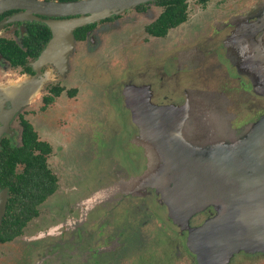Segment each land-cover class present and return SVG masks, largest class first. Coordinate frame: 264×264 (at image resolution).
I'll return each instance as SVG.
<instances>
[{"label": "flooded vegetation", "instance_id": "obj_1", "mask_svg": "<svg viewBox=\"0 0 264 264\" xmlns=\"http://www.w3.org/2000/svg\"><path fill=\"white\" fill-rule=\"evenodd\" d=\"M184 2L185 19L169 27L163 35H154L148 31L164 7L159 0H153L137 4L119 14L74 27L71 39L64 37L52 53L45 56L42 53L53 34L49 25L53 27L59 24L61 29L68 31L70 16L46 15L28 4L0 11V194L4 197L0 213V235L13 234L9 239L0 241V246L11 245L7 252L0 248V264H20L27 254L37 253L32 264H43L44 261H49L50 264H96L117 256L121 257L119 260H124L132 235L128 224L122 223L123 218L129 215V206L131 213L133 210L141 212L147 224L151 221L154 230L162 231L165 237H170L169 249L164 254L166 256L155 257H161L158 264H205L198 259L194 249L195 241L204 242L199 226L205 225L208 228L212 224H207L210 220L214 222V218L226 212V204L224 209L220 205L226 195L216 183L221 178L212 177L213 171H222L221 175L225 173L227 178H233L235 182H244L253 176L264 174V170H259L254 165L259 159L262 165L260 167H264V0ZM234 5L235 8L232 7ZM194 14L206 15L200 22L205 29V38L210 40L211 49L204 57L216 63L221 73L217 88L205 90L208 96L204 100H209L213 93L219 94L221 97H216L215 100L220 102L222 111L214 113L205 108L198 111V101H194V113L185 112L186 103L182 105L185 102V92L174 90L166 91L164 95L153 94L149 86L140 108L147 110L150 119L146 118L144 124L137 125L145 126L146 129H123V145L116 146L120 153L114 155L112 170L118 167V172L114 175L116 179L110 183L121 181L123 187L119 188V182L118 193L99 197L95 192H90L86 197H78L69 192L75 190L76 185L59 188L56 172L51 166L53 162L51 164L49 159L51 143L40 138L41 135L38 134H43L46 130L35 121L37 117H46V126H53V118L57 116L53 111L58 107V99H78L75 95L83 85L74 78L68 81L70 59L79 62L82 47L102 45L107 32L122 23H137L147 36L158 38L166 36L169 29L179 24L187 21L185 25H188V20ZM195 49L193 47L194 52H197ZM182 62L178 60L175 65L177 67L174 68L183 70L185 67H182ZM216 65L211 69H216ZM214 73L216 75L217 72ZM32 101L33 112H29L26 105ZM12 107L15 108L14 112H10ZM174 110L179 114L171 113ZM186 118L191 119L190 132H183L179 136L176 132L172 135L176 130L175 120L182 125ZM137 119L135 117L130 120L137 122ZM25 123L34 132L36 141L44 142L50 148L45 154L40 149H32L34 156L44 157L45 168L55 177V188L40 200L38 198L43 193V188H39L42 179L34 177L38 195L33 194L26 200L27 195H22L19 184L25 179L17 178L19 174H23L24 164L16 162L11 169L8 165L14 149L21 146ZM166 125L174 127L166 129ZM192 133L199 137L194 139ZM144 138L147 143L168 150L176 159L175 143L180 147L185 145L184 142L193 143L196 150L189 151L199 159L198 165L178 160L185 166H198L204 170L200 171L202 175H209L210 181L206 182L208 178L202 177L206 187L198 188L199 198H193L196 195L194 190L202 183L194 171L196 174L193 182L196 186L191 183L193 187L190 186L192 191L188 207L181 208L179 204L175 206V201L169 199L171 192L175 195L174 175L165 178L163 174L153 181L143 180V176L141 183L132 181L127 186L130 176H141L142 172L150 173L153 169L149 167L150 152L140 143ZM211 167L214 169L209 170ZM16 183L18 187L13 190L12 185ZM120 190L126 192L121 193L123 191ZM13 196L16 197L14 200L18 207L14 211H7ZM20 199L26 203L20 204ZM24 204L33 211L27 213V208H23ZM109 204L115 211L106 207ZM256 209L257 205L253 207L254 211H242L245 233L240 235L226 259L220 260V264H264V221L258 217L264 215V209H259V212ZM154 236L152 234L149 238L154 239ZM16 239L28 242V251L16 249L19 247ZM222 243L221 241L220 245ZM212 252L214 249L208 248V254L211 255Z\"/></svg>", "mask_w": 264, "mask_h": 264}, {"label": "rangeland", "instance_id": "obj_2", "mask_svg": "<svg viewBox=\"0 0 264 264\" xmlns=\"http://www.w3.org/2000/svg\"><path fill=\"white\" fill-rule=\"evenodd\" d=\"M232 7L235 8L236 5ZM193 11L194 9L191 12ZM198 15L191 16L188 25H185L187 21L179 24V26L169 29L166 36L158 38L147 36L143 30L139 29L137 23H122L114 26L112 31L109 30L107 38L102 41V45L93 47L94 50H87L93 49L89 45L82 47L79 62L70 59L68 81L74 78L83 85L75 95V98L77 96L78 99H58L56 102L58 107L53 111L54 115H57L53 118L55 119L54 124H51L53 126H46L48 123L46 117H37L35 121L39 127L46 130L45 133L38 134L41 135L40 138L42 140L47 139L51 143L52 152L49 154V159L51 164L53 162L51 166L56 172L59 188L76 185L77 188L69 190V192L78 197H86L90 192H95L99 197L104 195L108 197L118 193L117 186L121 181H119L120 183L116 182V184L110 183L116 179L114 175L118 172L116 171L118 167L112 170L114 155L120 153L116 146L123 145L121 139L123 129L132 130L137 129V127L141 130L146 129L145 126L139 127L137 125L144 124L146 118L150 119L147 110L140 108V103L146 97V89L148 90L149 86L153 94L164 95L167 93L166 91L174 92V90L185 92L183 98L185 102L182 103V105L186 103L185 112L194 113L196 108L194 101H198L196 102L198 111L201 108L214 113L222 111L220 102L215 100L216 97H221L219 94L213 93L209 100H204L208 96L205 90L217 88V81H221V73L216 63L210 62V58L204 57L211 46L210 40L205 38V29L200 22L201 18L206 15ZM193 47L196 48L197 52H194ZM178 60L183 61L182 67H185L183 70L174 68L177 67L175 65L178 64ZM215 65L216 69H211ZM214 72H217L216 75ZM33 101L26 105L29 112H33L31 109L34 108ZM191 101L193 102L191 103ZM171 113L179 114L176 110L171 111ZM135 117L138 118L137 122H131L130 119H135ZM190 121L191 119L186 118L183 120L184 123L180 125L175 120L176 130L172 135H175L176 132L178 136L183 132H190ZM169 123L171 124V122ZM171 127L174 126L166 125V129ZM198 137L194 136V139ZM146 141L144 138L143 142L142 139L140 140V143H142L143 148L150 152L149 167L156 172L152 169L150 173L148 171L142 172L141 176H130L127 186H130L132 181L141 183L143 176V180L153 181V179L162 177L163 174L165 178L174 175L175 195L171 192L169 199L175 201V206L179 204L181 208L188 207L189 194L192 191L190 186L193 187L196 173L190 171L179 160L191 165H198L199 159L193 155V152L189 151L196 150L193 143L184 142L183 147L175 143L174 151L178 160L172 157L168 150L166 151L164 148L149 144ZM254 165L259 167V170H264V167H260L262 165L259 159L254 162ZM196 175L202 182L194 190L196 195H193V198L198 199L199 194L197 193L199 191L197 190L206 187L202 177L206 178L200 173ZM207 181L210 180L206 179ZM63 182L66 184L64 185ZM121 187H123L122 183L119 188ZM120 191H123L121 193L126 192V190ZM201 198L203 199L202 196ZM220 205L224 209V199ZM106 207L113 209L110 204ZM130 209L131 206L128 209V217L123 218L122 222L123 225L128 224L132 234L129 238L130 246L126 248L124 254L125 259L119 260L118 258L121 257L117 256L108 260H101L106 262L100 261L96 264H158L161 257H155L166 256L164 254L169 249L170 237H165L162 231L154 230L155 227L152 226L151 221L147 224L145 218L141 216V212L133 210L131 213ZM258 217L262 222L264 221V215ZM209 223L211 220L207 224L209 225ZM199 228L202 229L201 236H204L208 231L205 225L199 226ZM152 234L155 235L154 239L153 237L149 238ZM221 241L223 243L220 245ZM237 241L229 239L225 232L216 231L207 237L206 243L195 241L194 249L201 262L220 264V260L226 259L227 253ZM17 243L19 247L16 249L28 251V242L21 240ZM4 246H0L4 250L3 252H7V249L11 247V245L7 246L6 244ZM207 247L214 249L211 255L210 253L207 254ZM36 255L38 253L35 255L27 254L20 264H32ZM43 264H50V262L44 261Z\"/></svg>", "mask_w": 264, "mask_h": 264}, {"label": "water", "instance_id": "obj_3", "mask_svg": "<svg viewBox=\"0 0 264 264\" xmlns=\"http://www.w3.org/2000/svg\"><path fill=\"white\" fill-rule=\"evenodd\" d=\"M153 0H73V1H43V0H0V11L12 8V7H24V4H28L36 9V11L51 15V16H70L71 21L68 23V31L61 29L60 25H49L52 29V38L42 53V56L49 55L57 44L64 37L71 39V30L80 25L86 23L98 21L112 14H119L120 12L134 7L137 4ZM70 49V48H69ZM66 57H64V64H66ZM15 108L12 107L10 112H14ZM190 171H196L202 174L200 171H204L198 166H187ZM208 168V167H207ZM214 169L213 167L209 170ZM214 172L212 177L221 178L217 184L223 188V194H225L226 212L214 218V222L211 221V226L208 227V231L202 237L204 243L206 239L213 232H225L227 237L231 240H237L240 235L245 233L244 228V216L242 211H249L253 209L255 205L259 209H264V174L260 176H253L244 182L234 181L233 178H227L225 173ZM208 174H203L208 178ZM209 179V178H208ZM1 195V194H0ZM0 200V213L3 208V195ZM244 209V210H243ZM247 209V210H246ZM250 210V211H251ZM254 211V210H252ZM236 238V239H235ZM208 249V248H206ZM208 254V250H207Z\"/></svg>", "mask_w": 264, "mask_h": 264}, {"label": "trees", "instance_id": "obj_4", "mask_svg": "<svg viewBox=\"0 0 264 264\" xmlns=\"http://www.w3.org/2000/svg\"><path fill=\"white\" fill-rule=\"evenodd\" d=\"M185 0H159L164 7L156 21L148 28V31L154 35H163L169 27L174 26L182 22L186 17V4ZM33 148L40 149L41 153H48L50 148L44 142L36 141L34 132L31 130L29 125L25 123L22 129L21 135V146L15 148L11 154L9 160V168L11 169L16 162L24 164L23 174H19V177L24 178V182L19 183L22 195H27L25 198L28 200L33 194L38 195L37 182L34 181V177L41 178L40 187L43 188V193L39 196L38 200L42 199L46 194H49L55 188V177L51 174L44 165V157L42 155H33ZM11 171V170H10ZM22 181V180H21ZM18 187V184L12 185V189ZM31 187L33 189H31ZM15 196L11 198V204L8 206L7 211H14V208L18 206L16 203ZM20 204L26 203L22 199L19 201ZM24 204V209L27 208V213L33 211L31 207ZM22 208V206H21ZM10 235H0V241L7 240Z\"/></svg>", "mask_w": 264, "mask_h": 264}]
</instances>
